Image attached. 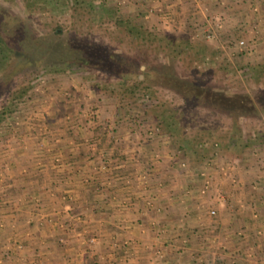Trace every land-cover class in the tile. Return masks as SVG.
Segmentation results:
<instances>
[{
	"label": "rangeland",
	"instance_id": "obj_1",
	"mask_svg": "<svg viewBox=\"0 0 264 264\" xmlns=\"http://www.w3.org/2000/svg\"><path fill=\"white\" fill-rule=\"evenodd\" d=\"M73 2L0 0V33L12 37L13 24L22 26L20 48L28 54L42 48L62 53L75 46L74 55L85 43H100L120 67L105 71L75 61L51 70L44 66L48 58L34 55L23 61L11 53L0 72V143L16 138L22 125L25 130L39 126V119H50L52 111L57 123L80 126L83 142L131 141L139 159L148 158L149 164L146 159L137 163L144 169L155 164V171L162 166L177 171L180 180L187 179L181 183L185 194L197 200L190 210L166 214L169 237L157 242L162 248L153 251L147 264H264V150L256 146L264 134V114L232 118L153 81L161 63L170 61L181 80L206 91L264 96V0H84L75 10ZM149 32L156 36L154 43L140 38ZM163 108H170L177 123L172 131L157 118ZM231 140L241 146L228 144ZM245 142L251 147L242 146ZM111 145V159L76 162L80 177L89 165L98 175L114 170L119 161L112 158L121 152L116 155L117 147ZM79 180L96 183L85 175ZM63 211L67 216L58 220L60 243L70 229L81 236L78 229L91 213ZM164 229L157 230L156 238H162ZM91 237L88 242H95ZM129 244L110 242L116 249ZM17 246L21 249L23 243ZM38 264L48 263L42 258ZM85 264L105 263L91 258Z\"/></svg>",
	"mask_w": 264,
	"mask_h": 264
},
{
	"label": "crops",
	"instance_id": "obj_2",
	"mask_svg": "<svg viewBox=\"0 0 264 264\" xmlns=\"http://www.w3.org/2000/svg\"><path fill=\"white\" fill-rule=\"evenodd\" d=\"M55 114L52 111L47 120L40 118L39 126L25 130L22 125L16 138L0 143V255L4 264H38L42 258L48 264H85L91 258L105 264L149 263L153 251L162 248L157 242L169 237L166 214L175 216L179 208L190 210L197 204L182 188L187 177L180 180L177 171L163 166L161 172L155 171V164L144 169L137 161L146 159L149 164L148 158L139 159L142 156L131 141H117L118 137L115 143L83 142L81 127L57 123ZM24 144L31 147L25 150ZM111 144L117 147L116 155L121 152L112 158L119 161L114 170L98 175L90 165L84 167L83 175L96 183H82L76 162L111 159ZM90 145L105 149L94 152ZM142 179L147 183L142 185ZM65 207L68 215L77 209L91 213L78 229L83 230L81 236L70 229L60 243L58 220L67 216ZM161 226L165 232L156 238ZM90 237L95 242L89 243ZM113 240L119 245L129 242L131 250H125L129 245L112 247ZM19 242L23 249L17 246Z\"/></svg>",
	"mask_w": 264,
	"mask_h": 264
},
{
	"label": "trees",
	"instance_id": "obj_3",
	"mask_svg": "<svg viewBox=\"0 0 264 264\" xmlns=\"http://www.w3.org/2000/svg\"><path fill=\"white\" fill-rule=\"evenodd\" d=\"M27 1L29 4L42 3V5H46L45 3L55 5L57 3V0H27ZM83 1L84 0H74L73 4L71 5L73 6V10L77 9L78 6H80ZM89 6L91 7L90 3ZM13 25H14V29H12L13 30L12 37L9 36L5 37L6 35H10V34H6V32L0 33V72H3L4 67L12 59L11 53L17 56L21 55V58L23 56V61L33 58L34 55H40L39 56L40 59L42 57L44 59L48 58L49 60L47 59L46 61L47 63H45L44 66L49 65L48 68L51 70L62 69L61 65L68 66L75 61L80 63L81 65H87L105 71L109 68L114 69V67L117 68L120 67L119 65L117 66L116 61H114L115 57L112 54H109V52H107L104 49V47L101 46L102 44L100 43H85L84 46L78 47L80 49V52H75L74 55L72 54L76 50L75 46H73L71 49L68 50L63 49L62 53L55 52L52 49L42 48L35 51L37 52V54L34 53L35 49L29 50L31 52H29L28 54L24 52V50H22L23 48L22 49L20 48L21 46L23 47L24 44L22 43V41L24 40L19 41L25 35L23 34L24 29L22 28V26L18 25L17 23H14ZM0 27L4 28V25H2L1 22H0ZM128 32L129 33L131 32L130 34L135 36L132 30L128 29ZM137 32L138 30L135 33ZM54 33L56 35L61 34V32H58L57 30ZM155 37L156 36L151 32H149V34H147L146 36L140 35V38L144 39L142 41L149 40L150 42L153 43L155 42ZM25 40L27 41V39ZM18 43H20L21 45H18ZM65 53L66 54L69 53L72 56L67 57ZM55 56L57 58H55ZM39 58H37L36 60H38ZM32 62L34 64L38 63V62L36 63L34 59H32ZM172 68L173 67L170 61L168 65H166L165 63H161V71L154 78L153 81L158 82L165 86H169L172 89H175L176 91L180 92L184 97L200 100L202 103H206L209 104L210 106H214L217 110L224 112L227 116L232 118L238 116L251 117V116L264 114V96H260L259 98L253 99L247 93H235V94L227 95L226 93L217 90L216 91L211 90L209 92L206 91L204 87H201L193 82H187V80H181V78H179L176 75V73ZM147 75L148 73H146V76ZM157 118L159 119V121L162 122L164 128L169 129L170 131L175 129V124L177 123L173 122L174 120H172L173 115L170 108L161 109L160 112L157 113ZM257 140L258 141L256 142L257 143L256 146L264 150V134ZM228 144L232 145L233 147L235 146V148L241 146L235 140L229 141ZM242 146L251 147V144L245 142L242 144Z\"/></svg>",
	"mask_w": 264,
	"mask_h": 264
},
{
	"label": "built area",
	"instance_id": "obj_4",
	"mask_svg": "<svg viewBox=\"0 0 264 264\" xmlns=\"http://www.w3.org/2000/svg\"><path fill=\"white\" fill-rule=\"evenodd\" d=\"M240 43H242V41H241ZM200 174H201V175H204L205 173H204V172H200ZM214 212H215V211H214L213 209L210 211L211 214H214Z\"/></svg>",
	"mask_w": 264,
	"mask_h": 264
}]
</instances>
